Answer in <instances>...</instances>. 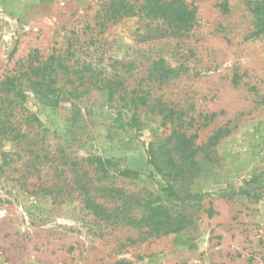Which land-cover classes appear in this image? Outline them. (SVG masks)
Instances as JSON below:
<instances>
[{"label": "rangeland", "instance_id": "374dc122", "mask_svg": "<svg viewBox=\"0 0 264 264\" xmlns=\"http://www.w3.org/2000/svg\"><path fill=\"white\" fill-rule=\"evenodd\" d=\"M107 1L1 0L0 81L22 78L23 108L12 120L27 142L0 136V264H264V31L253 0H185L195 19L179 37L159 36L161 20L151 16L110 18ZM52 54L69 68L49 103L24 73ZM160 58L175 70L163 82L149 77ZM109 78L120 82L112 95ZM75 85L90 91L74 93ZM180 126L203 145L196 175L171 182L180 196H198L186 200L170 196V181L149 161V144L170 146ZM92 156L113 163L106 183L140 197L150 191L193 222L157 237L94 215L72 166ZM83 168L82 179L92 177ZM124 168L136 176L118 175ZM42 182L62 186V200Z\"/></svg>", "mask_w": 264, "mask_h": 264}, {"label": "trees", "instance_id": "16d2710c", "mask_svg": "<svg viewBox=\"0 0 264 264\" xmlns=\"http://www.w3.org/2000/svg\"><path fill=\"white\" fill-rule=\"evenodd\" d=\"M250 3L255 6V11L258 13L256 16L257 26L260 31H264V10L260 5L262 1L253 0ZM106 6L110 18L143 15L161 20L159 33L161 37L181 36L183 32L193 26L195 19L193 9L189 8L185 0H108ZM31 61H33V57ZM63 61L64 59L60 55L52 54L44 61H38L36 65L31 63L29 70L24 73L32 91L36 95L46 98L49 103L51 101L56 102L61 92L62 87L54 85L60 71H64V74L68 72L69 66L65 65ZM78 72L82 73L78 78L83 79L82 71H71L73 74H78ZM174 74L175 70L161 58L150 65L149 77L156 81L163 82L170 79ZM91 77L92 73L89 78ZM107 82L109 83V95L115 94L119 88L116 85L119 86L120 82L113 81L112 78L107 79ZM95 88L104 89L98 85ZM72 91L81 94L88 93L90 90L85 88L79 91V86L75 85L72 87ZM24 97V85L20 75L8 76L0 81V136L14 141L20 147L22 141L26 140L27 132L21 131L20 127L14 124L12 117L18 106L20 110L23 108L22 100ZM132 100L141 101L143 106L150 107L148 96L136 95L132 97ZM25 118L29 122H37V125L40 126L38 118L34 114L28 112ZM217 137L218 135H214L212 139ZM167 141L170 146L167 147L168 144L163 145V148L160 147L156 151L153 150L152 143L149 144L150 163L170 181L167 189L170 196H174L177 200H186L189 197L197 196L188 192L185 193L184 197L180 196L179 192L173 191L174 185L172 183L177 181L188 182L196 175L199 169L196 156L203 145L201 147L195 146L192 137L188 136L181 126L173 130ZM31 148L30 146L29 150H32ZM83 162H85L84 165L78 162L72 163L76 177V190L79 192L84 208L104 221L146 227L149 236L157 237L178 232L193 222V217L186 211L179 210L175 214L170 213L167 206L160 202L157 203L150 191L147 192L146 196L140 197L124 192L121 187H117L113 183H106L109 178L114 177L108 173L113 164L111 161L92 156ZM86 165L91 166L92 177L83 180L82 177L86 175L83 167ZM128 174L136 176L135 172L126 168L118 173V175ZM46 182L40 183L37 187L52 195L54 200H62L61 198L65 194L61 189L62 186L54 182L50 184ZM138 212L140 215L137 214Z\"/></svg>", "mask_w": 264, "mask_h": 264}, {"label": "built area", "instance_id": "2783aa9c", "mask_svg": "<svg viewBox=\"0 0 264 264\" xmlns=\"http://www.w3.org/2000/svg\"><path fill=\"white\" fill-rule=\"evenodd\" d=\"M1 3H2V2H1V0H0V7H1Z\"/></svg>", "mask_w": 264, "mask_h": 264}]
</instances>
